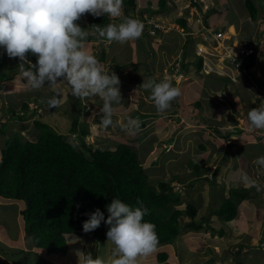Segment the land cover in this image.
<instances>
[{
	"label": "rangeland",
	"instance_id": "1",
	"mask_svg": "<svg viewBox=\"0 0 264 264\" xmlns=\"http://www.w3.org/2000/svg\"><path fill=\"white\" fill-rule=\"evenodd\" d=\"M138 1L139 7L132 17L138 21L140 17L146 15V11L157 10L160 7L159 0ZM189 1L166 0L168 8L154 13L152 19L162 22L159 26L164 35H160V31L152 36L142 34L140 38L124 44L108 42V40L84 41L86 48L97 57L106 70L111 72L116 73L115 67L119 63H140L137 66L139 79L135 83L130 78V75L135 72L132 67H126L117 74L120 78L123 101L119 105H114V125L108 128H103L99 124L103 103L99 97L85 100L75 98L71 96L69 87L61 84L63 95L57 98L59 106L55 109L51 108L46 103L53 94L52 89L46 86L40 90H29L26 79L24 78V81L21 78V74L24 75L28 69L24 71L23 66L16 64L17 67L10 71L14 78L11 81L0 82L2 86L0 89V150L5 147L6 140L12 137V134L20 133L25 138L34 139L33 122L37 118L48 122L56 131L64 135L69 134L71 117L63 108H70L69 112L73 111L74 114L81 116L80 121L83 119L88 122L90 132L84 138L87 144H93L94 147L109 144V148L113 150L114 144L129 142L137 150L149 181L154 185L159 180L170 181L173 190L179 194L182 202L174 205V208L184 210L187 203H192L198 209L195 216L197 222H201L202 218L206 217L209 218V225L215 230L223 228L225 231L222 236H219L206 226L198 230L182 229L172 242L157 246L153 253L139 257L137 264H164L158 261V252L168 254L169 263L167 264H235L237 260L243 264H264V172L260 167L255 166L259 159L264 158V130H250L247 118V113L251 109L264 106V97L262 100L260 95L264 92V88L260 90L261 86L255 81L257 79L264 81V52L260 56H255L258 68L253 73L257 77L255 79L254 76L247 74L242 64L244 59L240 57L239 52L225 50L226 45L234 41L233 36L242 37L243 40L248 35L262 37L264 24H261L259 20L256 22L245 20L246 17L248 18L244 6L245 0H196L188 6ZM194 4L197 5L193 6ZM236 9L239 12L236 13ZM88 16L89 14L85 13L75 22L86 32L93 31L95 26L90 23ZM109 18L111 24H119L126 17L122 12L119 18ZM178 18L185 19V25L182 28L176 21ZM200 21L202 24L205 22L210 30L206 28L204 32H200V26L197 25ZM234 23L239 24L240 27L234 26ZM221 29H223V36L218 37L215 32ZM181 32L185 34L181 35ZM192 35L194 44L190 40ZM186 36H189L188 42L184 41ZM201 36L204 40H213L209 45L212 47H202L200 44L202 42H199L203 40ZM236 43L234 46L238 49L239 45ZM102 48L106 52L104 60L99 59V51ZM191 48H193L190 52L192 54L186 55V61L190 65L185 68L181 65V52L183 49L189 52ZM1 52L4 53L3 49H0ZM203 53L209 59L212 56L214 62L217 60L215 66L208 69L211 73L208 75H203V69L199 73L193 70L196 59H199L194 55ZM233 56L234 62H226ZM186 61L184 60V64ZM155 62L158 63L153 66L154 70L147 67ZM32 63L35 64V62ZM11 65H14V58H7L6 66ZM161 66H164L163 69L158 70ZM147 69L153 73H147ZM185 69L193 78L188 79L186 83L181 82L186 78L181 72V70L185 72ZM126 71L127 74H123ZM200 77L206 81V84L209 83L208 85L214 83H221L224 87L227 85L228 95L237 102L224 105L218 97L210 100L209 87L205 94L207 98H205L203 95L205 91L200 92V88L202 86L206 89V87L200 82ZM161 78L181 90V95L172 101L171 107L164 113L157 112L150 92L140 87L143 79L161 81ZM132 92H135V99L132 97ZM199 94L204 97L202 100ZM243 97H247L249 102L243 101ZM43 99L46 100L44 103ZM22 102H27V108L22 105ZM138 110L147 116L140 118ZM128 117L137 118L140 122L139 129L134 133L122 127ZM214 128H218L222 134L226 131H232V133L228 139L224 140ZM237 129L244 130L246 133L262 134L261 141L255 136L242 135L241 132L236 131ZM135 139L137 141H134ZM200 144H204L205 149H201ZM254 154L257 156L253 157ZM190 159L201 164L205 162L207 169L202 167L200 173H197L199 175L195 174L191 168L185 166L187 163L185 161ZM221 162L213 182L206 180L205 177L211 179L215 168ZM231 165L232 169L229 173ZM248 168L251 172L246 171ZM238 169L240 175L237 182H229L227 180L229 176ZM242 171L250 180L256 182L250 190L252 197L250 200H244L242 205L240 204L235 219L225 223L218 215L211 213L218 208L220 197H227L229 186L236 187L241 184L242 187H250L240 181ZM224 184L226 185L223 186ZM23 207L22 200L0 197V250L9 253L6 256L9 262L15 260L17 264H40L37 257L42 253L22 251L31 245L29 237L25 234V225L20 214ZM188 220L187 216L182 215L180 225L182 226ZM65 237L67 253L50 255L55 260L52 264H91L89 256L93 260L94 256L105 260L111 258L110 243H95L92 236L87 233L81 236L66 234ZM83 238L90 239L91 242L84 244L81 240Z\"/></svg>",
	"mask_w": 264,
	"mask_h": 264
},
{
	"label": "trees",
	"instance_id": "2",
	"mask_svg": "<svg viewBox=\"0 0 264 264\" xmlns=\"http://www.w3.org/2000/svg\"><path fill=\"white\" fill-rule=\"evenodd\" d=\"M158 3L161 12L167 9L165 8L166 0H159ZM138 4V0H124L122 12L126 18L133 17ZM244 6L252 21L257 20L259 12L264 15V10H261L264 9V1L262 2V0H245ZM88 20L95 26H91L94 28L93 31H87L88 35L85 41L107 40L99 35V31L110 24L109 16L95 17L89 14ZM177 21L181 27L184 26L182 25L185 22L183 18H178ZM155 31L159 32L157 28H155ZM250 40H248V43H252L255 52L249 54L246 58L240 57L244 59L242 64L247 74L254 76L251 66L255 63V53H257L259 44L257 41H253L255 39ZM99 52V59L104 60L106 56L104 48ZM186 55L187 52L183 49L181 52V65L185 68L190 65L186 61ZM155 56L158 57L156 54ZM194 56L199 57L194 64V72L199 73L202 69H210L209 60L203 62L202 56L197 54ZM7 58L9 57L6 53H0L1 83L11 81L14 78L10 71L17 67L16 64L23 66L24 71L29 69L27 64H20L19 58H14V65L6 66ZM28 60L36 62V57L29 55ZM184 60L186 61L185 64ZM157 63L155 62L151 66L147 65V67L150 69ZM137 64L140 65V63ZM137 64L119 63L115 67L116 74L129 66L136 72ZM149 69H147V73H153ZM186 71L187 69H185ZM135 72L129 74L131 79L138 78L135 76ZM182 72L185 74L184 71ZM208 74L203 73V75ZM21 78L25 81L23 74H21ZM200 78V82L205 81L202 80V77ZM254 78L257 79L255 76ZM255 81L259 83L261 86L259 89L262 90L264 81L260 82L258 79ZM218 85L223 86L221 83H218ZM1 88L2 86H0ZM132 97L135 99V92H132ZM44 101L46 100L43 99L42 102L44 103ZM22 105L26 108L28 106L27 102H22ZM59 109L62 108L59 107ZM63 109L71 117L69 134L64 135L56 131L48 122L37 118L33 122L34 139L25 138L20 133L12 134V137L10 136L6 140L5 147L0 150V197L24 202L20 214L24 221L25 234L29 237L33 248L39 254L42 253L39 257L43 264L45 263L44 255L50 257L54 254L65 255L67 253L65 235H83L85 232L82 225L89 218L90 213L99 208L107 218L108 212L105 206L111 202L112 198H119L133 207L142 204L148 209V215L144 219L155 224L159 241L158 246L172 242L179 231L181 232L182 229L186 228L198 230L206 226L219 236L224 234L223 228L215 230L209 225V218L203 217L201 222H197L195 216L198 209L194 204L187 203L184 210L174 208V205L182 202L179 194L173 190L170 181L159 180L156 185L149 181L148 176L144 173L145 169L141 164L137 150L129 142L114 144L115 148L113 150L109 148V144L101 145V147L87 144L84 138L89 134L88 122L83 119L80 121L81 116L74 114L73 111L69 112L70 108ZM138 111L140 118L147 116L140 110ZM214 130L219 132L224 140L228 139L232 133L226 131L222 134L217 128H214ZM237 131L241 132L242 135L255 136L256 139L261 141L262 134L246 133L241 129H237ZM70 134H75V136ZM199 147L205 149L204 144H200ZM185 162H187L185 166L191 168L195 174L200 173L202 167L207 169V166L204 165L205 162L201 164L192 159ZM222 162L215 168L211 179L205 177L206 180L213 182V178L217 175ZM192 163L193 165H191ZM256 166H259L262 169L261 171L264 172V165L258 163ZM239 175L240 171L238 169L227 180L229 182L235 181L239 178ZM251 189H253V186L249 188L229 186L227 197H220L218 208L212 210L211 214L218 215L225 223L232 221L238 215L240 204L244 200L251 199ZM182 215L187 216L189 220L181 226L180 217ZM107 230L108 226L101 222L98 228L87 232V234L92 236L95 242H102L107 240ZM166 257L165 252L157 253L158 261L162 262ZM94 259H96V256H94ZM235 264L243 263L237 260Z\"/></svg>",
	"mask_w": 264,
	"mask_h": 264
},
{
	"label": "clouds",
	"instance_id": "3",
	"mask_svg": "<svg viewBox=\"0 0 264 264\" xmlns=\"http://www.w3.org/2000/svg\"><path fill=\"white\" fill-rule=\"evenodd\" d=\"M123 2L124 0H0V49H3L9 58H19L20 64L29 66L24 72L29 90H40L46 86L52 89L53 94L47 101L51 108L59 106L57 98L63 95L61 84H66L71 96L75 98L85 100L99 97L103 101L99 124L108 128L114 125V105L123 101L120 79L115 72L106 70L97 57L86 48L84 41L88 33L75 22L85 13L95 17L107 15L119 18L122 15ZM192 2L196 0H190L188 6H191ZM165 8H168L166 4ZM198 8L201 9V6L198 5ZM158 11L160 7L146 11V15L140 17L139 21L125 18L119 24L110 23L99 31V35L109 42L120 44L136 40L142 34L155 35V28L160 31V35H164L163 30L159 29L162 22L152 19ZM205 29L204 25L200 32ZM222 31L217 30L215 34L220 32L223 36ZM228 49L236 50L235 46L226 45L225 50ZM254 52L253 47L252 53ZM29 55L36 57L35 64L28 60ZM226 62L234 61L229 58ZM207 70L203 73H210ZM135 73L137 76L138 71ZM123 74H127V71ZM184 76L186 78L181 82L186 83L188 79H193L189 71H186ZM138 79L139 77L131 81L135 83ZM140 87L150 92L158 113L166 112L172 101L181 95V90L166 80L157 82L153 79H143ZM230 87L232 88L231 85ZM227 88V85L222 86L216 99H220V95L224 99L233 98L228 95ZM260 95L263 100L264 92ZM219 101L224 103L222 99ZM247 118L250 130H264V106L251 109ZM122 127L134 133L139 129L140 122L137 118L128 117ZM258 163L264 165V158L259 159ZM240 181L248 186H255L256 183L246 174L241 175ZM105 207L107 218L104 212L97 208L82 225L85 233L98 228L101 222L108 226L106 237L107 243L112 245L111 258L93 260L89 256L91 264H137L139 257L147 256L156 250L159 243L156 226L144 219L148 215L146 207L142 204L133 207L119 198H112Z\"/></svg>",
	"mask_w": 264,
	"mask_h": 264
},
{
	"label": "crops",
	"instance_id": "4",
	"mask_svg": "<svg viewBox=\"0 0 264 264\" xmlns=\"http://www.w3.org/2000/svg\"><path fill=\"white\" fill-rule=\"evenodd\" d=\"M243 12H244V10H242ZM192 12V11H191ZM237 12H239V10L238 9H236V13ZM246 12V11H245ZM248 14V12H246V16H248V18L246 17V19L245 20H247V19H249V20H251L250 19V16H249V14ZM262 15V16H260L259 17V15ZM259 15H258V17H257V20L256 21H258L259 20V22L261 23V24H264V22H261V21H263L264 20V15L262 14V12H259ZM209 18H211V17H209ZM195 20V19H194ZM244 20V21H245ZM184 21H185V19H184ZM207 20L205 19V22H206ZM209 21H211V20H209ZM252 21V20H251ZM256 21H254V22H256ZM205 22H204V24H202V21H200L199 22V24H197V25H199L200 26V29L202 30V27L205 25V27L206 28H208V26L205 24ZM253 22V21H252ZM210 24H212V22H210ZM231 24V23H230ZM182 25H185V22L182 24ZM234 26H239V24H237V25H235V23L233 24ZM241 25V24H240ZM229 26V24L227 25V27ZM226 27V28H227ZM240 27V26H239ZM208 30H210V28H208ZM184 35L185 34V32L184 33H182L181 32V35ZM188 35H191V33H187ZM262 33H260V35H261ZM233 36V35H232ZM202 37V39H203V36H201ZM192 38V39H191ZM233 38H234V41H232L231 42V44H229V45H232V46H234V44L236 43V41H238V40H240L241 38L238 36H233ZM251 39V40H253V39H255L257 42H258V47H257V55L256 56H260V55H262V53L264 52V33H263V35H262V37H258V36H255V35H251V36H247L246 37V39ZM180 39V37L178 36V40ZM188 39V40H187ZM190 40L191 41H193V43L192 44H194V36L192 35V36H190ZM184 41H189V36L187 37H185L184 38ZM211 41H213V40H199V42H202V43H200L201 44V46L202 47H206V48H210V47H212V46H209L210 45V42ZM109 42V41H108ZM228 45V46H229ZM167 47H169V46H167ZM193 50V48H191V49H189V52H187V54H192V53H190L191 51ZM202 53V52H201ZM202 57H203V59L205 60V61H208L209 60V62H208V65H210L211 66V68H213V66H215V62H217V60L214 62V58H212V56H210V59H209V57L205 54V53H203L202 55H201ZM256 62V61H255ZM154 66H156V65H154ZM164 67V66H163ZM163 67L161 66V68H158V70H162L163 69ZM252 67H254L253 68V70H251L253 73H254V71L255 70H258V68L256 67V63H254L252 66H251V69H252ZM151 68H153V70L155 69V67H151ZM262 76V75H261ZM260 82H263V81H261L260 80ZM203 85H205V87H206V89H204L202 86H201V88H200V92H202V91H205V93L203 94L204 95V97H205V94L207 93V88L209 87L210 89L208 90L209 92H208V95L210 96L209 97V99L210 100H214V99H216V95H217V93L218 92H220L219 90L222 88V86H220V85H218V84H210V85H208V84H206V81H204V82H201ZM244 83V82H243ZM245 91H243V93H244ZM210 93V94H209ZM252 94V93H251ZM245 96V95H244ZM254 96V95H253ZM202 95H200L199 94V98L202 100L203 98H204ZM205 98H207V97H205ZM220 99H222L223 101H224V105H226V104H233V103H235V102H237L234 98H231V99H224L221 95H220ZM245 100H247L246 102H249V99H247V97H243V101H245ZM230 106V105H229ZM257 155L256 154H254V156L253 157H256ZM252 157V158H253ZM256 166V165H255ZM231 167H232V165L230 166V169H231ZM259 167V166H258ZM257 167V168H258ZM230 169H229V173L231 172L230 171ZM251 169L250 168H248V169H246V171L247 172H251L250 171ZM242 174H243V171H242ZM237 180L238 179H236L235 181H234V183H236L237 182ZM237 186H239V187H241V184H238ZM27 236V235H26ZM82 240V242H84V244H86V243H88L89 241L91 242V240L90 239H81ZM29 242H30V244H31V241L29 240ZM105 242H107V240H105V241H102V242H100V243H103V244H105ZM95 243H98V242H95ZM93 247H94V245H93ZM102 251H104L102 248H100ZM111 247L109 248V250L111 251ZM22 251L23 252H26V253H32V252H34V253H38L34 248H33V246H32V244L29 246V247H26L25 249H22ZM105 252V251H104ZM111 253V252H110ZM7 254H9V253H5L4 251H2V250H0V264H17L16 263V261L15 260H13V261H11V262H9L8 261V257H6L7 256ZM41 256V255H40ZM43 258H44V260H45V262H49V263H53L55 260H54V258H52V257H48V256H43ZM168 254H167V257H166V259L164 260V261H162L164 264H167V263H169L168 262ZM37 260L40 262V264H43L42 263V261L40 260V257H39V255H38V257H37ZM161 262V263H162Z\"/></svg>",
	"mask_w": 264,
	"mask_h": 264
},
{
	"label": "built area",
	"instance_id": "5",
	"mask_svg": "<svg viewBox=\"0 0 264 264\" xmlns=\"http://www.w3.org/2000/svg\"><path fill=\"white\" fill-rule=\"evenodd\" d=\"M222 35V33H220V32H218L217 33V36L219 37V36H221ZM248 40H250V39H248ZM248 40H245V41H243V42H241L240 44H239V47H238V49L236 48V50H234V49H230L232 52L233 51H235V52H239L240 53V56H242V57H245V56H247V55H249L250 53H252L253 52V45H252V43H248ZM251 41V40H250ZM232 61H234L235 60V57L233 56V57H229Z\"/></svg>",
	"mask_w": 264,
	"mask_h": 264
},
{
	"label": "bare ground",
	"instance_id": "6",
	"mask_svg": "<svg viewBox=\"0 0 264 264\" xmlns=\"http://www.w3.org/2000/svg\"><path fill=\"white\" fill-rule=\"evenodd\" d=\"M160 26H161V25H160ZM160 26H159V29H161ZM210 35H211V34H210ZM214 35H215V34H214ZM245 40H247V39H244V40L241 39V40H240L239 42H237L236 44L239 45L241 42H243V41H245ZM263 91H264V90H263Z\"/></svg>",
	"mask_w": 264,
	"mask_h": 264
}]
</instances>
